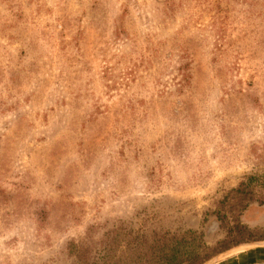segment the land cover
I'll use <instances>...</instances> for the list:
<instances>
[{
  "label": "rangeland",
  "instance_id": "1",
  "mask_svg": "<svg viewBox=\"0 0 264 264\" xmlns=\"http://www.w3.org/2000/svg\"><path fill=\"white\" fill-rule=\"evenodd\" d=\"M250 175L264 193V0H0V264L213 245Z\"/></svg>",
  "mask_w": 264,
  "mask_h": 264
},
{
  "label": "trees",
  "instance_id": "2",
  "mask_svg": "<svg viewBox=\"0 0 264 264\" xmlns=\"http://www.w3.org/2000/svg\"><path fill=\"white\" fill-rule=\"evenodd\" d=\"M185 69L184 65L177 68L182 73L180 85L188 78ZM259 181L256 176H247L215 202L210 223L217 224L223 238L213 245L205 242L202 231L153 232L142 236L135 246L130 244L119 251L111 264H206L232 247L264 241V227L250 225L256 218L264 219V193L258 190ZM72 251L80 264H91L86 245H75Z\"/></svg>",
  "mask_w": 264,
  "mask_h": 264
},
{
  "label": "crops",
  "instance_id": "3",
  "mask_svg": "<svg viewBox=\"0 0 264 264\" xmlns=\"http://www.w3.org/2000/svg\"><path fill=\"white\" fill-rule=\"evenodd\" d=\"M259 221L264 222V219L256 218L253 226L264 227ZM213 264H264V246H244L235 253L225 254Z\"/></svg>",
  "mask_w": 264,
  "mask_h": 264
},
{
  "label": "water",
  "instance_id": "4",
  "mask_svg": "<svg viewBox=\"0 0 264 264\" xmlns=\"http://www.w3.org/2000/svg\"><path fill=\"white\" fill-rule=\"evenodd\" d=\"M264 246V242L260 241V242H252V243H245V244H241L239 246H236V247H232L230 248L229 250L215 256L212 260H210V263L209 264H213L214 262L218 261L222 256H224L225 254H232V253H235L239 250H241L242 247L244 246Z\"/></svg>",
  "mask_w": 264,
  "mask_h": 264
}]
</instances>
